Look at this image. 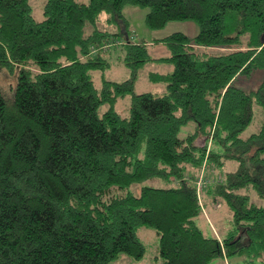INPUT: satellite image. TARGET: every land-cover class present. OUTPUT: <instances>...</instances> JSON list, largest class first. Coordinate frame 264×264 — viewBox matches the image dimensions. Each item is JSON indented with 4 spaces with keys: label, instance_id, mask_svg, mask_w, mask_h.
<instances>
[{
    "label": "trees",
    "instance_id": "1",
    "mask_svg": "<svg viewBox=\"0 0 264 264\" xmlns=\"http://www.w3.org/2000/svg\"><path fill=\"white\" fill-rule=\"evenodd\" d=\"M128 5L146 9L150 30L192 21L197 32L133 42ZM42 9L37 21L29 0H0V76L16 69L11 95L0 90V264H118L123 253L139 261L144 226L158 254L137 264H264V206L250 197L264 199V114L241 136L253 107L264 112V74L255 89L235 83L264 71V0H46ZM159 43L168 55L150 56ZM113 44L129 76H102L98 87L91 73L109 67L103 52ZM148 62L171 65L148 74L165 91L135 94ZM127 95L123 117L115 104ZM204 161L235 163L203 188L231 214L222 239L195 223ZM153 179L162 185L145 183Z\"/></svg>",
    "mask_w": 264,
    "mask_h": 264
},
{
    "label": "rangeland",
    "instance_id": "2",
    "mask_svg": "<svg viewBox=\"0 0 264 264\" xmlns=\"http://www.w3.org/2000/svg\"><path fill=\"white\" fill-rule=\"evenodd\" d=\"M46 0H29V4L31 6L32 10V17H34L35 20H41L43 18V5ZM86 1V0H83ZM146 12V9L139 8V7H132V6H126L124 7V13L125 16L128 19V27H129V39H131L133 42L137 41H148L151 42L152 39L163 37L169 35V33L172 32H183L188 36H192L197 32V26L191 21H179V22H168L166 27L163 29L154 31L150 30L148 27H145L144 25V14ZM99 29H109L110 31H114L116 28L107 27L103 24V22L98 23ZM87 31L91 30V27L86 28ZM245 40V39H244ZM112 43V42H110ZM149 54L152 57H164L168 55V49L164 47L163 44L159 43L158 45H149ZM211 52H224L220 49H212ZM104 57L106 58L107 62H109V67H107L103 73L99 71H92L91 74H93L94 83L98 87H100V82L102 76L106 80L110 81H123L129 76V71L126 66L121 62L120 60V51L118 46L116 44H113L110 48L105 50L103 52ZM168 68V69H167ZM152 69L161 70V72H170L171 65L169 64H159L158 66L154 63H149L148 66H144L139 70V75L136 80V85L134 89V93H144V92H153L160 94L165 91V83L164 82H154L149 80L148 77V71H152ZM264 71H255L249 77L238 75L235 81L236 86H239L245 90L255 89L261 82V79L263 77ZM15 75H16V69L12 71H8V69H3L1 73V80H0V90L4 92L6 96L11 95L12 87L15 82ZM129 102H130V95H127V97L119 98L116 101L115 107L117 111L121 114V116L126 117L128 116L129 111ZM254 112V118L251 121V125L248 126L243 132H241V136L246 138L252 132H257L259 130L260 124L262 122L263 114L264 112L259 106L253 107ZM192 127L190 124L184 127L182 131L179 133L180 136L184 135V132L187 129H190ZM204 166L203 173L201 168L197 171V177L194 182L197 181L198 176H203V179L207 181V184L209 185L212 183L213 179L217 180L223 177V174L226 171H229L235 167V163H227V165L220 168V170L214 169L212 166L206 167V161L202 164ZM192 171H196V169H191ZM202 173V174H201ZM149 185H155V186H161L162 184L156 180H148L145 182ZM132 190L134 192H138L139 185L133 184ZM242 192H247L246 190H241ZM202 197H201V203L202 211L199 213V216L195 219L196 226L199 227L203 234L205 236H212L213 232H217L219 235H217L218 239L219 236H222L223 233H226L228 230H231L233 228V225L231 223V214L223 201L214 200L211 199L214 203L213 206H208L206 203L204 204L203 198H204V191H202ZM250 197L252 202H256L259 205L264 206V199L259 198L255 190L250 192ZM213 231V232H212ZM216 234V233H214ZM137 235L139 239L143 242L145 247V254L144 256L139 260L136 261L132 257L126 255L125 253L120 254L118 258H116L115 262L118 264H137V263H153L154 258L158 254V240H157V234L156 232L149 228V227H140L137 230ZM237 257V256H235ZM242 260L243 257H239ZM232 259V258H231ZM230 259V260H231ZM223 262L222 258H218L214 261V264H221ZM243 262V261H242ZM241 264V263H240Z\"/></svg>",
    "mask_w": 264,
    "mask_h": 264
},
{
    "label": "crops",
    "instance_id": "3",
    "mask_svg": "<svg viewBox=\"0 0 264 264\" xmlns=\"http://www.w3.org/2000/svg\"><path fill=\"white\" fill-rule=\"evenodd\" d=\"M149 63H154L155 65H159V64H163V63H157V62H149ZM146 66H148V64L146 65ZM168 69V68H167ZM149 73L151 72V73H153V72H156V73H168V72H161V70H156L155 69V71L152 69V71H148ZM148 73V74H149ZM204 193H205V191H204ZM204 198H203V201H204V204L206 203L208 206H213V202H212V197H211V195H208L207 193H205L204 195ZM213 232V231H212ZM228 232V231H227ZM226 232V233H227ZM214 233H216V234H214ZM226 233H223V235L222 236H219L220 238L219 239H222L223 238V236L226 234ZM213 236H215V237H217V235H219L217 232H213V234H212ZM218 238V237H217ZM223 259V262H221V264H240V263H242V259L241 258H239V257H235V258H232L231 260H228V259H226L225 257L224 258H222Z\"/></svg>",
    "mask_w": 264,
    "mask_h": 264
},
{
    "label": "built area",
    "instance_id": "4",
    "mask_svg": "<svg viewBox=\"0 0 264 264\" xmlns=\"http://www.w3.org/2000/svg\"><path fill=\"white\" fill-rule=\"evenodd\" d=\"M209 143H210V141H208V143H207V145L209 146ZM207 153H208V151H207ZM205 162V161H204ZM202 168H201V170H202V173H203V168H204V166H201ZM201 173V174H202ZM206 184H207V181H205L204 179H203V176H201V175H199L198 176V179H197V181H196V193H197V197H198V199H200L201 198V196H202V191H203V188L206 186Z\"/></svg>",
    "mask_w": 264,
    "mask_h": 264
},
{
    "label": "water",
    "instance_id": "5",
    "mask_svg": "<svg viewBox=\"0 0 264 264\" xmlns=\"http://www.w3.org/2000/svg\"><path fill=\"white\" fill-rule=\"evenodd\" d=\"M263 39H264V37H263Z\"/></svg>",
    "mask_w": 264,
    "mask_h": 264
}]
</instances>
